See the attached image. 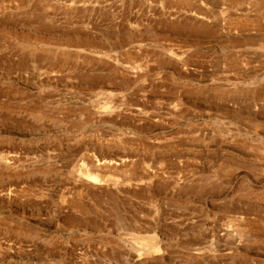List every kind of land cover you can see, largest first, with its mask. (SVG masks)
Wrapping results in <instances>:
<instances>
[{"label":"rangeland","instance_id":"374dc122","mask_svg":"<svg viewBox=\"0 0 264 264\" xmlns=\"http://www.w3.org/2000/svg\"><path fill=\"white\" fill-rule=\"evenodd\" d=\"M0 264H264V0H0Z\"/></svg>","mask_w":264,"mask_h":264}]
</instances>
